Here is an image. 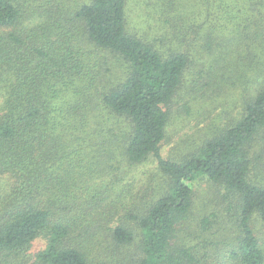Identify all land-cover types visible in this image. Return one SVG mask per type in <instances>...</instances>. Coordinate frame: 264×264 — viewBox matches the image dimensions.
Segmentation results:
<instances>
[{
  "label": "trees",
  "instance_id": "trees-1",
  "mask_svg": "<svg viewBox=\"0 0 264 264\" xmlns=\"http://www.w3.org/2000/svg\"><path fill=\"white\" fill-rule=\"evenodd\" d=\"M68 1L0 0V264H264L254 229L264 180L252 152L264 131V0H142L147 23L131 21L130 0ZM90 46L124 59L127 73L104 78L110 64ZM197 55L212 70L191 90H229L243 116L167 159L172 107ZM150 158L160 181L119 179L123 163ZM200 180L237 211L238 234L226 225L204 252L181 234ZM219 219L203 217V233ZM40 237L46 248L33 258Z\"/></svg>",
  "mask_w": 264,
  "mask_h": 264
},
{
  "label": "rangeland",
  "instance_id": "rangeland-1",
  "mask_svg": "<svg viewBox=\"0 0 264 264\" xmlns=\"http://www.w3.org/2000/svg\"><path fill=\"white\" fill-rule=\"evenodd\" d=\"M75 1L80 3L85 0ZM141 1L142 0H130V17L131 21L134 23L141 22V20H144V22L147 23L149 14L152 11L151 7H147L143 3L140 4ZM177 1L180 2L181 0ZM194 1V5L199 4V0ZM73 2L70 0L67 4L70 5ZM181 4V10L185 13L183 1ZM189 15L192 16L191 18L196 19V23H199V25L202 23L203 20L201 19L199 9H193ZM142 16L144 17L142 18ZM154 23V21L150 20V25H148L149 31ZM133 24L131 25L133 26ZM136 30H138L140 34L144 33V30L140 28ZM168 33L172 34L170 31H168ZM155 44L157 45V43ZM170 44L171 43H169V45ZM90 49L92 50L91 56H95L101 61L106 58L103 61L104 64H110L111 72L109 73H107L105 67H103L104 78H108L109 81L111 79L115 81L124 75L125 72L127 73V64L121 57L105 49H97L95 47H91ZM191 51L196 52L193 49ZM200 57L202 60L197 55L196 61L199 63L192 64L172 107L166 139L162 145V153L167 159L183 160L186 156L199 150L208 139L220 134L226 128L230 127L234 121L241 119L243 116V106L245 105V101L236 97L235 93L230 92L229 90L214 94L212 93V89L208 91H200L197 88H195V91L191 90L193 79H200L199 75H201V72L202 75L204 74L207 78V74L212 70V67L206 60V56ZM202 82L205 83L206 79L202 80ZM202 82L201 84H203ZM225 109L228 111L224 112ZM258 141L256 143L257 146L254 144L255 147L252 152H255L254 157L261 163L256 173L260 180H264V131ZM156 166V162L152 158H150L148 162L134 167H130L123 163L122 169L120 170L122 174L119 179H122L124 183L126 182L127 184H130L133 182L137 185L135 180H141L144 182V180H147L148 176L154 174L158 177V181H160V176L158 175L159 170ZM117 174H119V172ZM194 192L195 205L188 223L182 229L181 234L184 237H181L184 242L197 246L198 250L204 252L205 249L201 248L208 247L216 242V237L213 236L218 237L221 233L225 234L222 231H225L224 228L226 225L232 227V232L235 231L234 234H238L237 228L235 227L237 211L235 210V203L230 197L229 199L232 200L231 202H224L223 194H225L226 191L222 189L221 186L210 184L206 180H200L195 184ZM213 213H218V215H220V227L215 225L211 232L203 233L204 231L199 223L203 217H208ZM254 229L261 242V247L264 250V223L256 218L254 220ZM213 232L214 235L212 236ZM46 244L47 241L43 237L35 240L30 252L31 256L35 258L46 248ZM137 250L138 248L134 247L132 248L131 253L138 256L139 251ZM34 260H32V262ZM210 264H212V261Z\"/></svg>",
  "mask_w": 264,
  "mask_h": 264
}]
</instances>
